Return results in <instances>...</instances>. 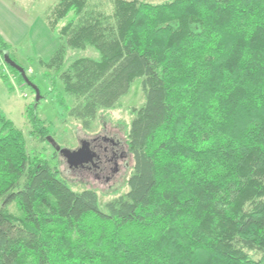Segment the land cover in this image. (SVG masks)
<instances>
[{
	"label": "trees",
	"instance_id": "16d2710c",
	"mask_svg": "<svg viewBox=\"0 0 264 264\" xmlns=\"http://www.w3.org/2000/svg\"><path fill=\"white\" fill-rule=\"evenodd\" d=\"M48 23L60 44L44 77L84 130L142 79L134 168L102 211L0 114V264H264V0H113L112 14L59 0ZM9 50L0 35V63Z\"/></svg>",
	"mask_w": 264,
	"mask_h": 264
},
{
	"label": "rangeland",
	"instance_id": "374dc122",
	"mask_svg": "<svg viewBox=\"0 0 264 264\" xmlns=\"http://www.w3.org/2000/svg\"><path fill=\"white\" fill-rule=\"evenodd\" d=\"M59 0H0V26H7L10 42V57L26 72L40 90V99L36 92L18 75L12 73L4 60L1 61V73L8 79V84L0 79V114L11 120L25 137L27 153L31 158L47 161L56 170L58 177L65 181L75 192L93 190L98 195V204L105 211L106 204L128 192L127 182L133 173L134 161L128 146L127 135L134 118L132 110L144 104L142 95V79L133 82L127 96L122 98L112 110H101L97 120L90 130H84L81 123L70 118L66 108L58 104L57 94H62L65 105L72 107L74 99L64 92L61 81L58 80L56 91H52V80L46 79L47 70L42 62L48 61L57 50L60 40L48 23V17ZM154 4L173 0H141ZM90 7L107 14L113 12V0H90ZM66 20L60 22V28ZM32 31V34L30 32ZM25 32H29L27 35ZM87 56H97L89 49L84 51L69 50L67 62ZM1 57V55H0ZM36 104V113L43 126L48 130L46 139L35 133L28 119V106ZM52 137L62 149L77 150L81 142L93 138L119 139L126 152L125 167H122L118 176L112 181L98 180L94 174L73 173L66 159L57 152L48 141ZM18 213L16 205L8 208ZM259 258V257H258Z\"/></svg>",
	"mask_w": 264,
	"mask_h": 264
},
{
	"label": "flooded vegetation",
	"instance_id": "af4514ba",
	"mask_svg": "<svg viewBox=\"0 0 264 264\" xmlns=\"http://www.w3.org/2000/svg\"><path fill=\"white\" fill-rule=\"evenodd\" d=\"M91 155L90 162L70 168L73 173L94 174L96 179L114 180L125 167L126 152L119 139L96 137L86 140Z\"/></svg>",
	"mask_w": 264,
	"mask_h": 264
},
{
	"label": "water",
	"instance_id": "95a60500",
	"mask_svg": "<svg viewBox=\"0 0 264 264\" xmlns=\"http://www.w3.org/2000/svg\"><path fill=\"white\" fill-rule=\"evenodd\" d=\"M4 61L7 65H9L11 68L17 70L21 75L25 83H27L28 86H30L37 95V100L40 99V90L39 88L32 83L29 78L26 75V72L22 66L17 64L11 57H10V52L5 51L3 54ZM48 141L50 144L53 146V148L60 152L61 155L66 159L67 164L69 165L70 168L78 167L80 165H84L91 160V155L90 152L88 151V145L89 143L87 141L81 142V146L79 149L71 151L68 149H62L61 146L53 139L52 137L48 138Z\"/></svg>",
	"mask_w": 264,
	"mask_h": 264
},
{
	"label": "crops",
	"instance_id": "0c3cea01",
	"mask_svg": "<svg viewBox=\"0 0 264 264\" xmlns=\"http://www.w3.org/2000/svg\"><path fill=\"white\" fill-rule=\"evenodd\" d=\"M10 29L7 28V26H0V35L2 36V38L7 41L8 43L10 42L9 39V36H8V32H9ZM33 31V30H32ZM32 31L30 30L31 34H32ZM27 35H29V32H25Z\"/></svg>",
	"mask_w": 264,
	"mask_h": 264
}]
</instances>
